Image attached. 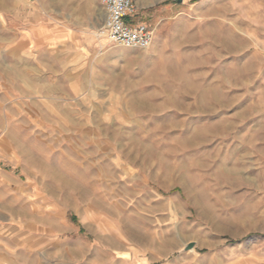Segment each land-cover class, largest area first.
Here are the masks:
<instances>
[{
    "label": "rangeland",
    "instance_id": "1",
    "mask_svg": "<svg viewBox=\"0 0 264 264\" xmlns=\"http://www.w3.org/2000/svg\"><path fill=\"white\" fill-rule=\"evenodd\" d=\"M102 1L0 0V264H264V0Z\"/></svg>",
    "mask_w": 264,
    "mask_h": 264
},
{
    "label": "built area",
    "instance_id": "2",
    "mask_svg": "<svg viewBox=\"0 0 264 264\" xmlns=\"http://www.w3.org/2000/svg\"><path fill=\"white\" fill-rule=\"evenodd\" d=\"M105 13L102 29L99 31L109 42L124 47L147 48L154 37V29L146 23L128 21L137 13L134 0H103Z\"/></svg>",
    "mask_w": 264,
    "mask_h": 264
},
{
    "label": "water",
    "instance_id": "3",
    "mask_svg": "<svg viewBox=\"0 0 264 264\" xmlns=\"http://www.w3.org/2000/svg\"><path fill=\"white\" fill-rule=\"evenodd\" d=\"M178 1H181V0H178ZM194 246H195L194 242H189L185 245L184 250H192Z\"/></svg>",
    "mask_w": 264,
    "mask_h": 264
},
{
    "label": "bare ground",
    "instance_id": "4",
    "mask_svg": "<svg viewBox=\"0 0 264 264\" xmlns=\"http://www.w3.org/2000/svg\"><path fill=\"white\" fill-rule=\"evenodd\" d=\"M104 23V22H103ZM103 23L101 24V26L99 27V29L101 28L102 29V27H103Z\"/></svg>",
    "mask_w": 264,
    "mask_h": 264
},
{
    "label": "crops",
    "instance_id": "5",
    "mask_svg": "<svg viewBox=\"0 0 264 264\" xmlns=\"http://www.w3.org/2000/svg\"><path fill=\"white\" fill-rule=\"evenodd\" d=\"M128 21H131L130 18L128 19Z\"/></svg>",
    "mask_w": 264,
    "mask_h": 264
}]
</instances>
